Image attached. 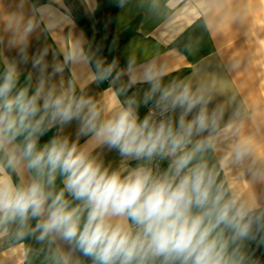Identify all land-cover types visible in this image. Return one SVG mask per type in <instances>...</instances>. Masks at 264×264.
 <instances>
[{
	"label": "clouds",
	"instance_id": "clouds-1",
	"mask_svg": "<svg viewBox=\"0 0 264 264\" xmlns=\"http://www.w3.org/2000/svg\"><path fill=\"white\" fill-rule=\"evenodd\" d=\"M82 56L74 50L65 61ZM42 60H33L40 68L34 90L18 88L15 62L0 72V234L56 244L50 264H244L229 243L248 236L253 209L225 189L204 159L223 131L222 113L209 111L204 92L165 84L151 66L134 73L129 62V80L118 91L147 84L142 101L101 105L77 95L71 80L67 87L63 79L50 83ZM62 72L53 66V75ZM123 74L115 62L101 61L93 73L112 83ZM149 102L141 118L140 103ZM73 121L76 139H43ZM81 137L88 138L83 145ZM95 147L114 149L120 166H106ZM247 151L238 145L236 158Z\"/></svg>",
	"mask_w": 264,
	"mask_h": 264
},
{
	"label": "crops",
	"instance_id": "crops-1",
	"mask_svg": "<svg viewBox=\"0 0 264 264\" xmlns=\"http://www.w3.org/2000/svg\"><path fill=\"white\" fill-rule=\"evenodd\" d=\"M75 2L97 33L96 0ZM133 21L135 32L117 48L123 82L98 81L91 61H102L103 54L76 24L64 0L39 4L0 0V59L3 65L15 62L35 88L40 68L33 67V60L43 55L44 75L51 77L50 83L59 86L63 79L67 87L71 80L77 95L90 96L101 105H120L133 96L142 101L147 84L118 91L129 80V62L134 73L151 66L165 84L187 83L194 91H203L209 111L219 109L223 116V131L204 159L225 189L253 209L248 236L230 242L229 248L238 250L244 264H264V0H118L115 35ZM74 50H82L83 56L66 62ZM53 66H62L63 72L53 75ZM143 106L140 103L139 114ZM178 114H172L173 118ZM55 128L56 135L76 139L77 122L62 130ZM87 139L81 137L80 144ZM238 145L248 149L241 159L235 156ZM94 154L106 166L121 164L114 149L95 147ZM230 235L225 233V238ZM37 243L50 264L57 245ZM24 260L23 241L0 234V264H23Z\"/></svg>",
	"mask_w": 264,
	"mask_h": 264
},
{
	"label": "trees",
	"instance_id": "trees-1",
	"mask_svg": "<svg viewBox=\"0 0 264 264\" xmlns=\"http://www.w3.org/2000/svg\"><path fill=\"white\" fill-rule=\"evenodd\" d=\"M47 0H35L36 4L45 2ZM68 9L75 20L76 24L83 30L88 40L94 44V46L103 54V64L107 66L115 62L116 70L120 71L121 60L117 54V48L130 36L135 32L136 21L130 23L128 28H126L121 33L115 35L114 33V21H115V13L117 9L118 0H96V8L94 9V14L96 18V23L99 26V31L96 33L92 32L88 22L83 15L82 11L79 9L75 0H64ZM93 68L95 69L96 62L91 61ZM4 65L0 59V72H3ZM113 76H115V71L113 72ZM120 81L122 78L120 77ZM19 87H30L31 90L34 88L31 85L29 78L20 74V82L18 84ZM141 118H143L145 113V105L141 109ZM56 135V128L54 127L51 131H49L46 136L43 138L47 140L48 138ZM166 162H161V168L166 167ZM57 185H59V178L57 179ZM11 236L13 241L16 240V237ZM24 249H25V260L23 264H48L45 257L42 255L41 251H39V246L34 236H27L23 240ZM84 264H91L90 260L84 259Z\"/></svg>",
	"mask_w": 264,
	"mask_h": 264
},
{
	"label": "built area",
	"instance_id": "built-area-1",
	"mask_svg": "<svg viewBox=\"0 0 264 264\" xmlns=\"http://www.w3.org/2000/svg\"><path fill=\"white\" fill-rule=\"evenodd\" d=\"M152 107V102H149V104L148 105H145V113L144 114H147V112L149 111V109ZM157 119L159 118V115H157V117H156ZM162 162V161H161ZM161 162H159V165H160V167H161ZM166 162V164H167V161H165Z\"/></svg>",
	"mask_w": 264,
	"mask_h": 264
}]
</instances>
